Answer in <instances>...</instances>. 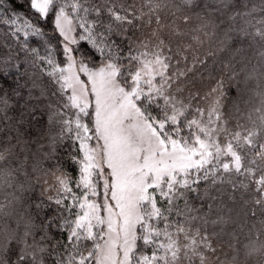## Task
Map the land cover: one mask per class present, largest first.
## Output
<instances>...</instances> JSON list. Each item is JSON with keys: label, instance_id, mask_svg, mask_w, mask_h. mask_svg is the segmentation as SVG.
<instances>
[{"label": "snow or ice", "instance_id": "6c2138e0", "mask_svg": "<svg viewBox=\"0 0 264 264\" xmlns=\"http://www.w3.org/2000/svg\"><path fill=\"white\" fill-rule=\"evenodd\" d=\"M211 2L218 5L212 9L215 12L230 4L235 8L233 0ZM5 3L0 0V19L10 26L19 47L6 46L7 51L0 53V117L12 119L7 115L13 106L9 90L18 97L24 87L20 79L28 76L29 98L37 89L36 99L48 101L51 154L70 142L67 158L78 175L73 178L60 167L59 174L52 173L54 195L46 197L48 204L35 207L41 215L54 204L55 215L43 218L40 225L32 219L23 221L22 234V221L11 227L4 220L10 214L0 203V264H45L53 255V264H210L207 254H214L216 248L202 232L209 221L192 215L196 209L187 194L197 193L201 182L211 186L227 182L246 190L253 185L254 202L264 207V72L255 77L259 107L242 113L234 103L244 122L235 118L229 127L223 111V80L208 93L215 96L207 109L173 95V84L186 75L177 65L188 57L179 46L174 52L161 38L165 25L159 12L168 7L163 0H144L147 12L141 10L139 15L133 10L135 0L127 5L119 0H28L32 18L50 19L53 33L61 37L57 43L62 60L49 33L16 10L14 0H7L13 8L10 18L3 19ZM181 3L198 6L197 0ZM204 7L209 10L207 3ZM257 11L264 12V5L233 11L228 19L235 22L240 17L243 26L230 27L225 38L232 39L229 32L250 36L264 65V15L257 18L253 15ZM105 14L107 22L102 18ZM172 15V25L177 20L187 25L193 19ZM153 17L157 28L151 33L156 40L151 47L149 41L137 43L127 34L133 30L134 35L141 22L151 25ZM196 18L207 27L199 13ZM172 25H168L172 34H188ZM114 35L121 44L112 39ZM32 37L39 38L37 46L30 44ZM192 39L199 41L195 35ZM81 42H87L89 49L82 48ZM174 57L179 58L174 61ZM45 77L49 86L43 83ZM8 152L0 151V161L6 160ZM11 177L12 170L0 169V188L11 187ZM259 223L264 231V220ZM53 228L66 234V241L53 240ZM38 231L42 234L37 239ZM246 248L245 256H257L264 264V242Z\"/></svg>", "mask_w": 264, "mask_h": 264}, {"label": "trees", "instance_id": "16d2710c", "mask_svg": "<svg viewBox=\"0 0 264 264\" xmlns=\"http://www.w3.org/2000/svg\"><path fill=\"white\" fill-rule=\"evenodd\" d=\"M97 2L98 0H93V3ZM119 2L127 5L132 4L133 0H119ZM245 2L247 3L246 8L244 7ZM163 3H167L168 7H162L159 12L161 18H167L168 22L172 24L175 18L172 15L173 12L176 17L192 16L193 19L189 24L186 25L181 20H177L175 26H180L181 29L185 28L190 40H193L194 35L204 39L207 49H210L200 59L203 63L200 70H197L198 76H190V80H186L185 83L193 89V85L196 83L207 86L223 80L225 93L223 105L225 114L229 119V125L233 126L235 118H239L243 123L242 114L234 111L233 104H238L242 113L251 111L253 107H259L260 98L256 95V92L259 91L257 87L259 81L255 77L264 72V65L259 60L258 48L252 44L250 36H237L235 33L229 32L228 35L232 39L226 40L225 32L230 27L240 28L243 26L240 17H237L235 22L228 19L233 11H250L253 7L259 9L264 5V0H233L235 8L230 4L222 12L212 11L218 5L213 4L211 0H197L198 6L193 7L184 6L181 0H163ZM205 3L208 4L209 10H205ZM12 8L13 5L7 3L6 0L3 19L10 18ZM14 8L23 13L26 18L32 19L34 24L38 23L49 33L48 39L57 49V58L62 60L63 58L59 55L60 45L57 43L61 37L58 33H53L51 20L44 22L38 16L33 19V13L28 7V0H14ZM177 8L180 10L177 11ZM133 10L136 11L137 15L141 10L147 12V8L144 7V0H135ZM197 13L203 18L207 27H204L202 21L196 18ZM253 15L259 18L264 15V12L257 11ZM93 18L94 14L89 17V19ZM102 18L107 22L106 14ZM153 25H156L154 17L151 25H145L141 22V26L135 30L134 35L133 30H129L127 34L139 43L146 36L148 28ZM193 29L199 30L192 31ZM80 31V29H76L77 33ZM178 37L181 41L186 40L183 36ZM38 39L36 37L30 38V44L37 46ZM112 39L116 40L117 44H121V40L115 35ZM6 46L18 48L19 43L10 35V26L4 24L3 20L0 19V53L7 51ZM81 47L88 50L90 46L87 42H81ZM125 51H127L126 48ZM22 58L23 54L21 53ZM99 59L97 56L98 61ZM23 67L22 65V70ZM254 69L255 73L253 74ZM30 71H36V74L39 75L38 70L30 69ZM250 75H253L254 78L248 79ZM43 83L49 86L46 77L43 78ZM20 84L24 87L19 89L20 95L18 97L9 90V97L13 106L8 110L7 115L12 119L4 120L0 117V151L9 150L6 153V160L0 161V169L5 172L12 170L10 179L12 186L9 187L8 184H5L0 188V203L4 205V212L10 214L5 216L4 220L11 227L15 228L16 220L22 221L20 232L22 234L23 221L32 219L36 225H40L43 218L55 215L54 204L44 208L41 215H37L40 210L35 205L41 202L48 204L46 197L54 195L53 192L46 190L45 180L52 176V173H56L58 167L66 170L73 178H76L78 173L77 168L67 158L68 153L72 151L70 142H66L63 148L57 147L56 155L51 154L48 139V109L46 107L48 101L43 98L36 99L39 97V90L37 89L32 90L33 98H29L31 80L28 76L21 78ZM175 84L176 82L173 85ZM194 95L193 92L189 91V98ZM29 109H34V112H30ZM253 188V185H249L246 190L239 187L233 188L227 182L218 183L214 186L201 182L197 193L189 192L187 194L191 207L196 209L192 215L205 216L209 221L206 229L202 228V232L206 231L213 247L216 248L214 253L216 255L207 254L209 259H214L210 264H259V257L245 256L247 245L264 242V231H261L259 223L264 220V207L254 202L257 194L252 191ZM42 192L45 193L44 196H41ZM183 203L181 200L180 205L183 206ZM212 221H217V223L213 224ZM41 234L39 231L37 232V239ZM50 235L53 240L63 239L66 241V234L62 235L54 228L50 229ZM48 246L51 249L50 242ZM59 251L63 252V248H60ZM53 261L54 255L51 258H46L45 264H53Z\"/></svg>", "mask_w": 264, "mask_h": 264}, {"label": "rangeland", "instance_id": "374dc122", "mask_svg": "<svg viewBox=\"0 0 264 264\" xmlns=\"http://www.w3.org/2000/svg\"><path fill=\"white\" fill-rule=\"evenodd\" d=\"M161 22L163 25H165V27H163L160 30L161 38H163L166 43L171 45L174 52L176 48L179 46L183 54L188 57L187 61H181L179 65H177V68L179 70L184 71L186 75L183 77H180L179 80L176 81V84L173 85V90H172L173 95H175L177 99L183 100L186 104L191 102L192 105L199 104L200 107L207 109L210 101L215 96V93L213 94V96H208V93H210L213 88L217 87V84L203 86V85L196 83L193 85L194 87L192 89L191 86H189L185 82L186 80L187 81L190 80V76H198L197 70H200V67L202 66L200 59L202 56L204 57L209 52L210 49L209 48L207 49L206 42L202 38H199V41H196V40H190L189 37H187V35H182L184 38H186V40L181 41V39H179L178 36L172 34L171 29L168 27V25H172V24L168 22L167 18H161ZM172 27H178L180 32L187 33L185 28L181 29L180 26H175V25H172ZM155 28H157V25H153L152 27L148 28L146 36L142 38V40L150 42V47H151V44L156 43L155 38L152 37L151 35L153 29ZM184 45H191V47L184 48ZM178 58L179 57H174V61L175 59H178ZM171 71L172 70L170 69V74H171ZM199 76H201V74H199ZM81 79H85V77L81 76ZM176 87H179L181 91L175 92L174 90ZM189 91L193 92L195 95L198 94L197 99H190L188 97ZM205 97H207V99H204ZM222 103L224 104L223 98H222ZM223 111L225 114V107L223 108ZM225 118L228 119V116H226V114H225ZM229 127L231 126L229 125ZM56 174H59V173L56 172ZM45 181H47V183L44 182L46 186V190L48 192H52L50 190V186L54 184L53 175L47 178ZM208 254L210 255V253ZM212 261H214V259L213 260L210 259V262Z\"/></svg>", "mask_w": 264, "mask_h": 264}]
</instances>
